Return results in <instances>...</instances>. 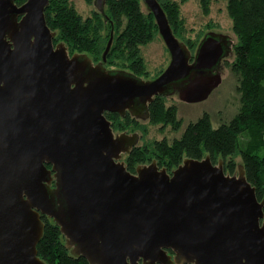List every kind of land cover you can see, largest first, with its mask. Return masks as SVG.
Instances as JSON below:
<instances>
[{"label":"water","instance_id":"water-1","mask_svg":"<svg viewBox=\"0 0 264 264\" xmlns=\"http://www.w3.org/2000/svg\"><path fill=\"white\" fill-rule=\"evenodd\" d=\"M51 1L0 0V264H47L43 216L89 264H264V200L243 165L230 174L207 155L132 172L123 157L137 134L116 133L106 115L149 119L154 99L174 93L204 101L234 40L211 31L192 52L160 0H142L171 57L142 80L55 43ZM106 4L94 0L98 12Z\"/></svg>","mask_w":264,"mask_h":264},{"label":"trees","instance_id":"trees-1","mask_svg":"<svg viewBox=\"0 0 264 264\" xmlns=\"http://www.w3.org/2000/svg\"><path fill=\"white\" fill-rule=\"evenodd\" d=\"M26 1L16 0V3L22 5ZM88 1L94 3V0ZM160 2L174 33L180 38L177 34L181 21L178 4L167 1L165 5L162 0ZM228 11L237 36L233 48L234 60L230 66L237 77V91L241 99L240 110L231 120H224L217 127L213 126L210 114L205 112L197 121L190 122L181 136L174 138L171 143L164 138L155 141L153 149L133 148L128 154L126 165L130 171L135 172L138 165L145 164L155 157L160 166H166L167 170L172 172L185 158L202 159L210 155L215 164L217 159L223 160L225 171L233 174L236 172L237 159L240 157L246 176L256 187L257 196L262 201L264 200V0H228ZM96 14V19H100V22L106 17V28L111 30L112 24L115 28H123L112 46H115L119 54L121 51L128 53L132 61V70L139 74L144 67L140 45L146 44L153 37L155 29L153 14L149 11L144 12L142 0H107L105 12L97 11ZM45 15L48 26L57 34L55 43L61 40L67 45L71 54H87L94 63L100 62L107 43L95 32L92 19H83L68 0H52ZM107 61L112 64V54ZM106 67L110 68L107 65ZM106 115L112 120L114 131L117 127L119 130H125L132 122L137 126L140 123V120L129 113L126 116L117 113ZM119 117L125 121H122L120 126H116L114 122H117ZM149 122L163 126L171 125L175 131H178L182 128L183 120L178 118L176 105L167 106L165 97L157 96L149 106ZM150 156L152 157L149 158ZM43 220L45 229L38 245V252L47 264H89L84 257L74 256L65 246L66 239L60 227L52 219L43 216Z\"/></svg>","mask_w":264,"mask_h":264},{"label":"rangeland","instance_id":"rangeland-1","mask_svg":"<svg viewBox=\"0 0 264 264\" xmlns=\"http://www.w3.org/2000/svg\"><path fill=\"white\" fill-rule=\"evenodd\" d=\"M68 1L70 5H73L78 13L82 15L83 19H92L95 32L104 38L103 40L107 45L113 32L114 43L112 42V44H115L117 40L116 37L120 35L123 28H115L113 24L111 30L106 28L105 16L102 22L99 21L100 19H96L97 8L93 2L90 3L88 0ZM167 1H169V3L171 1L178 4L180 9L179 18L181 21L179 29H177V34H179L178 36L181 38L179 39L185 42L192 51H197L204 36L211 31L227 34L234 42H237V36L233 30V20L228 11V0H162L163 4ZM142 7L145 13L148 12L143 2ZM155 22L153 25L155 29L153 30L152 39L146 44L140 45V55L142 56L144 67L139 74L132 70V61L131 58L129 59L128 53L121 51L119 54V52H116L115 46H112V53L110 50L106 62H103L105 48L100 62L97 63H103L105 67L107 65L112 68L108 69L106 67L108 70L134 73L142 80H153L160 76L170 65L171 57ZM61 42L63 41H56V43ZM111 54L112 64H109L107 60ZM233 60L234 52H232L227 59L223 60L222 83L214 89L204 101L188 103L180 100L178 93L165 96L167 106L176 105L178 108V118L183 120L180 130L175 131L171 125L163 126V124H151L149 119L139 118L137 119L140 120L138 126L132 122L125 130H119L117 127L115 132L121 133L126 131L128 134H137L138 140L133 148L145 147L147 149H153V144L157 140L161 141L166 138L171 143L174 138L180 137L187 125L190 122L197 121L205 112L210 114L214 127L219 126L224 120H231L241 107V99L237 91V77L232 72L230 66ZM116 121L117 122H114V124L120 126L121 122L125 120L119 117ZM127 157L128 154H125L123 157L125 163H127ZM151 157L152 156L149 158ZM152 159H155V157H152L151 160L149 159L145 164H151V162H153ZM219 160L220 158L217 159V163ZM241 163V159L238 157L236 172L239 171V166L242 165Z\"/></svg>","mask_w":264,"mask_h":264},{"label":"flooded vegetation","instance_id":"flooded-vegetation-1","mask_svg":"<svg viewBox=\"0 0 264 264\" xmlns=\"http://www.w3.org/2000/svg\"><path fill=\"white\" fill-rule=\"evenodd\" d=\"M123 132H126V131H123ZM152 161H155L159 165L160 168H166V169H168L166 166H160V164L158 163V161H157L156 158L155 159H152Z\"/></svg>","mask_w":264,"mask_h":264}]
</instances>
